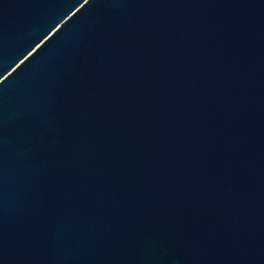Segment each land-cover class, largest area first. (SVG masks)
I'll return each instance as SVG.
<instances>
[{
	"label": "water",
	"instance_id": "1",
	"mask_svg": "<svg viewBox=\"0 0 264 264\" xmlns=\"http://www.w3.org/2000/svg\"><path fill=\"white\" fill-rule=\"evenodd\" d=\"M0 264H264V0H0Z\"/></svg>",
	"mask_w": 264,
	"mask_h": 264
}]
</instances>
